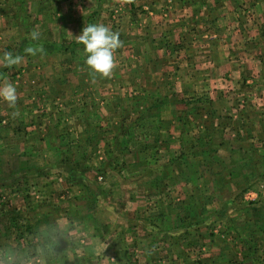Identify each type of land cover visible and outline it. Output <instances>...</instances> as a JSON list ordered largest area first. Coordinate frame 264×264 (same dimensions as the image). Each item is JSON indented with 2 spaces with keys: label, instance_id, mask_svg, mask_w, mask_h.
<instances>
[{
  "label": "crops",
  "instance_id": "1",
  "mask_svg": "<svg viewBox=\"0 0 264 264\" xmlns=\"http://www.w3.org/2000/svg\"><path fill=\"white\" fill-rule=\"evenodd\" d=\"M43 1L31 0L37 5ZM115 2L122 11H105L103 16L114 18L116 27L103 24L120 34L122 46L115 52L128 53L125 57L136 54L137 63L115 60V74L102 77L89 70L81 60L86 56L73 46H61L68 37L64 35L53 50L68 49L74 57L70 67H84L79 89H74L85 86L81 96L53 99L51 108L29 107L30 100L21 95L25 82L36 84L35 74L28 77L25 72L32 69L28 59L19 66L25 77L3 82L16 87L18 99L1 118L0 152L8 169L0 174V216L21 231L16 238L0 239V264H185L174 245L182 249L189 241L199 246L200 254L192 256L187 251L184 255L199 264L205 260L264 264L263 258L253 259L234 240L221 244L218 254L202 258L206 237L203 232L190 239L185 231L181 234L187 228L183 218L187 206L166 195L173 171L189 166L199 174L215 164H232L238 171L230 178L224 169L218 171L217 180L230 182L239 175V166H246L240 185L232 189L235 196L253 184L263 199L264 50L253 41L264 31L249 30L247 22L262 14L264 0ZM92 16V12L85 16V22ZM238 32L248 37L243 46L234 40ZM41 50L45 48L37 51ZM93 84L97 94L90 87ZM232 96L238 98L234 101ZM254 131L262 132L256 142L260 146L253 144ZM93 169L95 181L85 176ZM65 180L76 185H64ZM217 187L215 195L211 188L199 194L207 204L198 205L195 212L201 215L196 226L224 223L221 216L226 215L232 192L227 185ZM197 192L192 191L191 197L197 198ZM89 198L99 204L96 212L89 210ZM81 199L85 219H80L81 211L74 205ZM262 199L243 207L248 223L264 221ZM50 201L49 208L62 213L37 215L31 225V210ZM54 203L62 204L61 208ZM19 215L28 220L20 223V218H13ZM60 218L62 226L55 222ZM173 229L181 230L175 242ZM57 230L61 235L57 236Z\"/></svg>",
  "mask_w": 264,
  "mask_h": 264
},
{
  "label": "rangeland",
  "instance_id": "2",
  "mask_svg": "<svg viewBox=\"0 0 264 264\" xmlns=\"http://www.w3.org/2000/svg\"><path fill=\"white\" fill-rule=\"evenodd\" d=\"M100 1L101 0H44L43 2H41V4L37 5V3L31 2V0H0V87L4 86V80L10 81L12 79H15L17 75L25 77L27 73L28 77H32L35 74L34 76L36 77V84L33 83V81L28 80L29 82H25V85H23L21 91L22 98L26 96L25 100H30L29 107L31 108H51L53 99L58 98L60 100L65 99L69 101L74 97L75 94L81 96V94H83L87 88L81 85L80 91L78 90L77 92H75L74 89H79L78 87L82 82V78L84 77L82 76L83 72L85 71L84 67L80 65L77 69L70 67V64H72V60H74V57H70L71 54L68 49L64 48V53L55 52V50L53 49L58 47V38H63L64 35H68V37L74 38L73 41H67L68 37H64V43H62L61 46H73L76 49L75 51L79 52L82 56L85 57L86 53L81 50L84 46L78 43L76 39V35H79L84 27L89 24L103 23H107L108 26L113 25L116 27L117 21H115L114 18L112 19V21H110L108 20L109 17H106L105 15L103 16V14L105 13V11L107 14L111 12L114 13L117 8L120 9L122 6L116 4L115 0H102L103 5H99ZM259 9H262V7ZM120 11L122 10L120 9ZM90 12L93 13V16L91 17L90 21L85 22V16H89ZM57 13L60 14L58 15ZM259 13L260 12H258V14ZM263 14L264 11L262 12V14L258 15V18L254 17L251 22H247L249 30H256L258 32H260L261 30L264 31V29L261 27L264 26ZM72 18L76 20H74L73 22L71 21ZM66 25L69 26V30L66 29ZM260 27L262 29H260ZM33 31L39 33V38L36 40H33L31 38V33ZM240 35V32H238V37H235L234 40L236 41L237 45L242 44L243 46L245 41H248V37ZM258 39V41H249V45H251L253 41V45H256L257 43L259 44L258 47L264 50V33H262V37H259ZM128 44L129 43H127V45ZM36 48H45V50L37 51L38 49ZM27 49H32V52L27 51ZM33 49H35V51H33ZM116 52L114 53L115 60L126 59L127 62L129 61L137 63V58H139L136 54H134L136 57L131 55L125 57L128 53L118 54ZM6 53L20 56L22 58L21 62L28 59L27 62H30V67L32 69H27L25 70L26 73L24 72L23 74H21V67H19L21 65V62L18 65L7 67L4 59ZM262 54L264 53L262 52ZM81 60L84 61L85 59L82 58ZM146 61H148V57L146 58ZM113 74H115V70H113ZM90 87L92 88L94 93H98L97 86L93 84ZM237 98V96H234V101ZM35 101H37V103L33 104ZM73 103L74 102H72V104ZM8 107V103L6 105L3 99L0 98V125H3L1 118H3L2 115L6 113V109ZM60 107L62 108L63 106L61 105ZM1 127L2 126H0V128ZM151 130L155 131L154 129ZM253 133L254 134H252V138L255 139V143H253L254 146H260V143L256 142L261 139L262 132L254 131ZM137 146L138 144L135 145V147ZM2 153L3 151L0 152V174H2L4 170L8 169L7 165L4 164ZM14 167L15 165L12 166V168ZM89 167L85 169L88 170ZM177 169L178 167H176V169L174 170ZM223 169L226 171V178H230L232 172L238 171V167L232 164L225 165L223 167L220 164H215L213 167L209 168L208 171H203L204 173H202V171H199V174L196 173L197 171H193L194 167L190 168L189 166H186V168L182 169L181 172H172L170 185L166 189L168 190L166 192V195L171 196V201L176 202L178 200H182L183 203L187 206V215H184L183 217L185 221H187V228L185 230H182L181 234L183 235L185 231V233H188L187 237L190 239L195 237L193 236L194 233L198 235L199 232H203L202 236L204 238L206 237L205 240L207 244L205 245L206 250L202 258H204V256L211 257V255L213 256L215 255V253L218 254V252L223 248L221 244H225V242H227L228 240H234L237 241L240 245L239 248H242L243 246L244 253H252L253 259L256 256L259 258V260L263 258L262 260L264 261V221H261V223L260 221L248 223V221L243 218V207L248 206L250 203H259L262 199L261 193L260 191H258L259 189L252 184L249 188H247V190L240 191L235 196L232 189L236 191L235 187L240 185L241 177H243V173H246L247 168H241L239 175L236 178L230 180V182L224 181L223 179L221 181H219V179L217 180L216 172ZM82 171L80 173H82ZM96 174L97 173L93 169V172L91 174L87 172L85 173V176L91 177L95 181ZM81 176L82 175H79L78 172L77 177ZM215 179L217 181H215ZM72 182L73 181L65 180L64 185L75 186V181L73 182V184ZM220 184L225 186L227 185L228 189H230V192H232L230 193L231 197L233 195L234 198L231 199V197H229V201H226L227 208L225 211L227 212L225 213V216H221V218L224 220V223L221 226L216 227L209 225L204 226V224H198L196 226L195 224H197V220L199 219L201 214L195 211L198 210V205L205 206L207 204L205 197H201V195L199 194H203L205 189L208 190L209 188H211L213 189L212 194L215 195L219 190L217 186H220ZM62 187L63 185L61 184V188ZM80 189L83 190V188ZM192 191L197 192V195L199 197L197 195V198L191 197ZM232 200L235 201L233 202ZM262 201H264V194ZM51 202L52 201L44 204V206H37L36 209L31 210V213H29L31 217L28 216V218L31 219V225L37 221V215L38 217H41L47 214L50 215V213H55V215H59L62 213L61 211L55 210L53 212L49 208V206H51ZM84 202L85 200L81 199L79 202H76L74 204L75 206H77L76 210L81 211L80 219H85V215L87 213L83 205ZM87 203L89 205V210L93 209V211L95 212L99 210V204L94 201V198H89ZM54 205L58 206L59 208H61L60 206H62V204L57 205V203H54ZM1 210L0 212L3 211ZM23 217V215H19L13 218H20V223L28 220L27 218ZM42 219L43 218H41V220ZM45 221L46 223L44 224H47V220ZM55 222L58 226H62L64 221L60 218V220H56ZM9 223V218L5 219L3 218V216H0L1 241H5L9 238H16L19 236V231L21 230H19L18 225ZM247 223V228H249L252 233H250V230H247L249 234H246ZM172 231L173 236H175L173 237V242H175L177 241V234H179L181 230L179 231L178 229H173ZM56 234L57 236L61 235V230H57ZM218 235H224L228 239L224 240ZM57 236L55 238H58ZM242 236L245 237L242 238ZM83 238H85V236ZM184 246V248L180 249L179 244L174 245L175 250H178L184 256V260H186V262L184 261L185 264H199L195 261V259H193L194 257L186 258V255H184V252L187 253V251L192 256H195L197 254L199 255V246L190 243V241L188 245ZM231 247H233V245ZM201 264H212V262H210L209 260H205L201 261Z\"/></svg>",
  "mask_w": 264,
  "mask_h": 264
},
{
  "label": "clouds",
  "instance_id": "3",
  "mask_svg": "<svg viewBox=\"0 0 264 264\" xmlns=\"http://www.w3.org/2000/svg\"><path fill=\"white\" fill-rule=\"evenodd\" d=\"M119 36L118 32L104 24H89L82 29L79 35H76L77 42L84 46L85 64L92 73L102 77L111 75L115 67L114 53L122 46ZM31 38L38 39L39 33L33 31ZM27 51L32 52V49H27ZM4 59L6 66L12 67L20 64L22 58L6 53ZM0 98L14 108L18 99L16 87L11 84L0 87ZM13 114L15 115V113Z\"/></svg>",
  "mask_w": 264,
  "mask_h": 264
},
{
  "label": "trees",
  "instance_id": "4",
  "mask_svg": "<svg viewBox=\"0 0 264 264\" xmlns=\"http://www.w3.org/2000/svg\"><path fill=\"white\" fill-rule=\"evenodd\" d=\"M212 152L214 151V150H211ZM257 164H256V162H255V164L253 165V168L255 169V168H257ZM245 167L246 166H243V165H241V167L239 166V168L241 169H245ZM250 187V185L249 186H246L244 189H243V191H245V190H247V188H249ZM250 205H252L253 206V203H251ZM258 212V211H257Z\"/></svg>",
  "mask_w": 264,
  "mask_h": 264
},
{
  "label": "built area",
  "instance_id": "5",
  "mask_svg": "<svg viewBox=\"0 0 264 264\" xmlns=\"http://www.w3.org/2000/svg\"><path fill=\"white\" fill-rule=\"evenodd\" d=\"M250 193V192H249Z\"/></svg>",
  "mask_w": 264,
  "mask_h": 264
}]
</instances>
